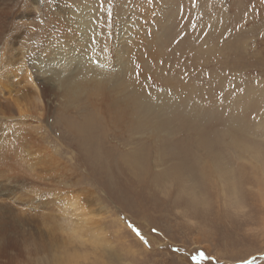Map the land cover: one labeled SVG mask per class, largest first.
Here are the masks:
<instances>
[{"label":"rangeland","instance_id":"rangeland-1","mask_svg":"<svg viewBox=\"0 0 264 264\" xmlns=\"http://www.w3.org/2000/svg\"><path fill=\"white\" fill-rule=\"evenodd\" d=\"M0 264H264V0H0Z\"/></svg>","mask_w":264,"mask_h":264},{"label":"bare ground","instance_id":"bare-ground-1","mask_svg":"<svg viewBox=\"0 0 264 264\" xmlns=\"http://www.w3.org/2000/svg\"><path fill=\"white\" fill-rule=\"evenodd\" d=\"M85 26V25H84ZM90 26V24H89ZM84 28V27H83ZM95 49V47L93 48ZM5 72V71H4ZM80 79V78H79ZM81 80V79H80ZM96 81V80H95ZM83 84V83H82ZM99 84V83H98ZM62 85L66 86L67 88H71L72 87V81L70 80V78H66L62 80ZM95 85V84H94ZM80 86V85H79ZM78 86V87H79ZM74 90V89H73ZM4 152V151H3ZM68 226H69V222H68Z\"/></svg>","mask_w":264,"mask_h":264},{"label":"water","instance_id":"water-1","mask_svg":"<svg viewBox=\"0 0 264 264\" xmlns=\"http://www.w3.org/2000/svg\"><path fill=\"white\" fill-rule=\"evenodd\" d=\"M96 67L100 68V66H99V65H96ZM100 69H101V68H100Z\"/></svg>","mask_w":264,"mask_h":264}]
</instances>
